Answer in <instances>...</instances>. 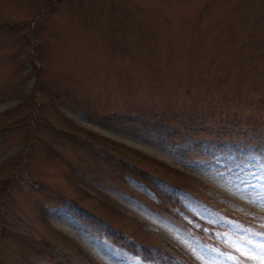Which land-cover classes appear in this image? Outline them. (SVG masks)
<instances>
[{
  "label": "rangeland",
  "instance_id": "1",
  "mask_svg": "<svg viewBox=\"0 0 264 264\" xmlns=\"http://www.w3.org/2000/svg\"><path fill=\"white\" fill-rule=\"evenodd\" d=\"M111 148L264 216V0H0V264H166L111 223L188 264H264V220Z\"/></svg>",
  "mask_w": 264,
  "mask_h": 264
},
{
  "label": "trees",
  "instance_id": "2",
  "mask_svg": "<svg viewBox=\"0 0 264 264\" xmlns=\"http://www.w3.org/2000/svg\"><path fill=\"white\" fill-rule=\"evenodd\" d=\"M37 65L33 63L32 65V72L33 74H36L37 71ZM35 79H37L35 77ZM27 99V98H24ZM26 100H24L25 102ZM33 102V100H32ZM34 103V102H33ZM32 106V104H31ZM37 106V103H34L31 111H34ZM245 145H247L250 148H253L254 142L255 141H243L241 140ZM101 151V150H100ZM119 150H115L113 148L110 149V153L107 155L111 156V160L114 161V163H117L120 165L123 169H129V171H134L138 173L141 178L145 179L148 183H154L155 185L159 184L160 182L165 183L166 185L179 190L188 196L203 201L207 203L209 206H211L214 210H218L222 212L223 214H227L226 210L228 208H231L232 210L236 211V217L241 215L240 220L242 223L247 224L249 226H255V227H260L257 221L264 220V216L255 214L252 211H248L244 209L243 207L235 204L234 202L230 201L228 198L219 196L215 194L213 191H211L207 186L203 185L200 181L195 180L193 178H189L186 183H178L180 181L170 179L168 177L162 176L155 171L150 170L147 167L138 165L132 160L127 159L126 157H122L118 153ZM243 151H246V148H243ZM160 185V184H159ZM171 190V189H170ZM172 191V190H171ZM157 195H159L163 200L167 202H171V206L168 208V212L170 213V216L167 215V218H169L171 221H176L178 226H181L187 231L189 235L192 237H195L197 239H201L202 236H205L206 234H209L210 232H213V227L205 224L203 221L196 219L190 215H187L189 220L183 219L177 210V207H175V204H180L179 200L171 194H167L159 189L155 191ZM211 202V203H210ZM214 205H213V204ZM180 223V224H179ZM111 228L116 229V232L120 236H126L128 237L130 243L132 244H138L141 247V252L145 254H149L151 251L149 250L150 248L152 251L158 253L161 257V259L166 263V264H188L178 253L177 255L170 252L168 249L161 248V246L149 243L147 245L142 244L139 239L133 237L131 234L127 235L124 234V232L120 229L117 228L114 224L111 223L108 224ZM209 241V240H208Z\"/></svg>",
  "mask_w": 264,
  "mask_h": 264
}]
</instances>
